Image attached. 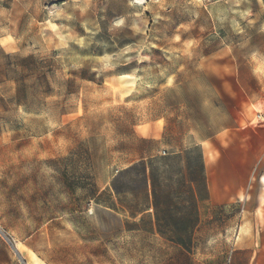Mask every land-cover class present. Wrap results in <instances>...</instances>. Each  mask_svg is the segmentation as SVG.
Here are the masks:
<instances>
[{
    "label": "rangeland",
    "instance_id": "rangeland-1",
    "mask_svg": "<svg viewBox=\"0 0 264 264\" xmlns=\"http://www.w3.org/2000/svg\"><path fill=\"white\" fill-rule=\"evenodd\" d=\"M246 66L264 103V0H0V264L264 262V177L204 202L186 109Z\"/></svg>",
    "mask_w": 264,
    "mask_h": 264
},
{
    "label": "crops",
    "instance_id": "crops-1",
    "mask_svg": "<svg viewBox=\"0 0 264 264\" xmlns=\"http://www.w3.org/2000/svg\"><path fill=\"white\" fill-rule=\"evenodd\" d=\"M207 65L201 66L205 73H208ZM243 69V79H238L237 75L235 77L236 90L240 94L237 100L229 99L231 89L229 84L223 82L219 87L212 84L214 98L202 101L199 106L192 102H187L186 105L194 123L207 124L209 121H200L195 116L207 110H212L216 117V125H205L204 133L194 129L195 142L192 146L198 148L201 154L199 170L203 187L202 200L212 206L244 201L242 196H247L250 187L254 188L250 194L260 195L263 186L264 103L259 99L262 79L255 68L246 66ZM247 84L252 88H248ZM242 120L246 121L244 127L240 124ZM182 151L183 149L179 150ZM263 203L264 199L259 196L261 219L264 218ZM232 264L239 262L234 260ZM256 264L264 262L257 260Z\"/></svg>",
    "mask_w": 264,
    "mask_h": 264
},
{
    "label": "built area",
    "instance_id": "built-area-1",
    "mask_svg": "<svg viewBox=\"0 0 264 264\" xmlns=\"http://www.w3.org/2000/svg\"><path fill=\"white\" fill-rule=\"evenodd\" d=\"M162 154H165V152L163 151Z\"/></svg>",
    "mask_w": 264,
    "mask_h": 264
}]
</instances>
